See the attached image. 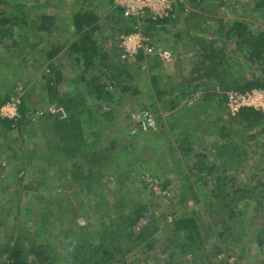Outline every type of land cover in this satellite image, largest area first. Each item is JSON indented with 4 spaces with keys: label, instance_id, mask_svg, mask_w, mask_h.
<instances>
[{
    "label": "rangeland",
    "instance_id": "374dc122",
    "mask_svg": "<svg viewBox=\"0 0 264 264\" xmlns=\"http://www.w3.org/2000/svg\"><path fill=\"white\" fill-rule=\"evenodd\" d=\"M254 2L207 0L201 3L191 0L175 10L177 19L163 24L157 21L146 24L153 26L147 33L144 31L151 42L171 52L168 61L154 58L158 64L155 65L153 61L148 62L151 58L143 55L142 60H138L140 53L129 57L123 52L119 36L129 28L131 30V22L108 0H0V13L22 18V22L13 27L11 37H1L9 24L0 23V98L18 97L20 103L25 102L33 124L44 116L35 115L38 109L54 104L49 101L45 88L46 78L55 80L48 65L52 59L60 75L55 86L59 92L79 87L89 94L87 86L78 82L82 67L73 63L75 55L69 51L74 38L72 14L81 4L97 13L98 28L93 36L109 57L104 61L106 65H94L83 74L86 79L98 78L109 92L103 102L91 101L92 95L87 98L92 104H99L102 114L92 128L91 124L83 125L85 138L94 142L93 153L101 148L104 156L95 169L97 176L91 181L90 188L85 182L87 177L84 178L89 167L84 157L73 159L80 166L78 172H83L78 182L69 174L73 169L69 161L46 162L45 147L41 146V137L34 133L33 126L20 130L16 126L17 120L10 130H6L0 124V264L6 256L5 243L22 230L37 231L36 239L50 244L59 253V261H65L82 244L97 242L100 237L109 241L113 234V219L136 204H143L146 210L133 233L137 234L139 225L149 224L152 219L157 229L146 241L131 246L123 241L120 246L114 241L111 248L125 250L116 251L115 261L111 264H264V246L259 248L255 240L264 218V204L257 208L255 203V198L264 203L261 189L247 191L250 197L245 194L248 198L234 205L235 210L242 212L239 218H243V223L236 230L230 228L227 231L224 230L230 226L227 216L211 208V203L221 205L225 200L219 197L213 202L209 200V191L215 186L217 174H210L213 177L200 174L202 177L197 178L195 172H191L197 154L204 155L208 164H218L219 148L227 144L221 136L230 128L238 129L243 125L239 112L232 115L226 99L224 102L219 95L249 89L236 90L227 87L228 83L219 84L211 79L204 83L201 78L196 79L200 82L197 86L192 76L175 78L178 72L185 75L183 70L201 68V48L194 39L199 33L185 34L179 27L182 31L187 21L196 20L205 30L222 31L231 21L242 20L251 30L263 29L264 16L254 9ZM42 15L54 17L43 24L50 28L49 31L36 30ZM208 36L215 37L210 32L204 35ZM12 38L15 45L11 44ZM221 41L219 39L217 44H222ZM52 46L60 49L48 58L46 52ZM238 56L239 62L234 61L238 66L235 70H240L238 73L247 79L260 75L257 64L246 66L243 58ZM162 68L167 72L174 69V74H168ZM118 74L116 80L110 79ZM153 75L157 76V90L164 91L162 95L151 86L150 76ZM123 85L128 89L121 92ZM142 109L154 116V129L144 131L135 125L130 114ZM235 142L239 143L238 139ZM24 150L35 153L30 159ZM237 152L241 153L238 154L239 163L227 166V173L222 177L230 176V179L219 187L218 194L236 188H252L264 178L261 137L246 143ZM147 178L157 181L155 188L146 181ZM181 184L184 188L191 185L190 189H184ZM183 191L187 195L184 200L180 197ZM117 203L124 213L114 208ZM183 212L198 217L202 240L198 241L201 249L195 252L170 249L171 242L176 240L173 218Z\"/></svg>",
    "mask_w": 264,
    "mask_h": 264
},
{
    "label": "trees",
    "instance_id": "16d2710c",
    "mask_svg": "<svg viewBox=\"0 0 264 264\" xmlns=\"http://www.w3.org/2000/svg\"><path fill=\"white\" fill-rule=\"evenodd\" d=\"M205 1L207 0H198V2L201 3ZM254 4V9L264 16V0H255ZM82 5L83 4L72 14L71 24L74 38L69 45V51L75 55L74 58H72L73 63L82 67V73L78 75V82L79 84L84 83V85L87 86L89 94L87 95V92L84 93L79 87L75 88L73 91L59 92L55 86L59 83L60 75L57 71V67L51 62L49 63L50 72L54 74L55 80H52L50 77L46 78L45 88L48 93L49 101H52L54 105L61 108L63 115L45 114L40 119L38 118L39 120L36 124H33L27 115V104L21 102L19 105L20 117L16 122V126L20 130L28 125L33 126L35 128L34 133L41 137V146L43 145L45 147L47 153L46 162L49 164H58L69 161L73 168L69 170V174L78 182L79 180L81 181L83 172H78L80 166L76 165L73 159L76 156L84 157L86 159L85 161L89 163V167L86 171L88 175L84 176V178L87 177L85 182H87L90 188L91 181L97 176L94 174V172H97L95 169L100 165L99 161L104 159V156L101 148H98L95 153L91 151L94 147V142L85 138L83 125L91 124L92 128L97 124L102 114L100 112L101 108L99 104L94 105L91 101H105L107 96H109V92L106 90V84L100 82L98 78L86 79L83 74L87 73V70L91 69L94 65H106L104 61L109 57L108 52L102 50L98 46L93 36L95 30L98 28L96 23L99 19L97 13L90 7H82ZM20 17L21 16L18 17L15 14H8L7 16L0 13V23L9 24V27L3 29L1 32V37H11L13 35V27L22 22V18ZM52 19H54L53 16H40V24L36 26V30L45 29L49 31L50 28L45 27L43 24L51 22ZM175 19H177V17L167 18L157 21V23H168ZM199 22L200 21L196 20L193 22L187 21L184 30H182V33L185 34L192 32H196V34L199 33V36L195 37V41L201 48L199 60L201 68L198 70L196 69L197 77L193 80L201 78L205 82H209V79L215 80L219 84L225 82L228 83L227 87L232 86L233 89L236 90L264 87V28L251 30L244 21L235 20L231 21L228 28L222 31H211L209 29L205 30L203 25L201 26ZM150 23L154 24L152 21L147 22V24ZM150 26L151 25H144L143 31L147 33L149 28L152 30L153 26ZM207 32H210L211 35L213 33L215 37H204ZM219 39H222L224 42L221 41L222 44H217ZM11 44L15 45L13 38ZM59 49L58 46H52V48L46 52V56L51 58ZM141 55L142 54L137 55L138 60H142ZM238 55L243 58L246 66L250 67L257 64L260 75L252 76L250 79H247L242 73H238L240 70H235L237 64L234 63L236 60L239 62L237 59V57H239ZM150 58L152 60L148 62L153 61L152 63L158 65L153 57H148L147 59ZM115 67L119 70L122 69L120 66ZM200 70H202L201 74L198 73ZM119 75L120 74L112 75L110 79L116 80ZM156 80V75L150 76L152 88H155V92H161L162 95L164 91L157 90ZM120 89L121 92H124L128 88L123 85ZM89 95H92L91 101L87 99ZM219 96H221V99L225 102V94ZM6 100H8L7 96L0 98V106ZM238 116L243 125L240 128L238 127V129L230 128L231 130L229 129L228 133L221 136L227 140V144L221 145L219 148V153H217L219 163L208 164L204 155L197 154L193 167L191 168V172H195L197 178H201V175H204V177H213L210 176V174H217L216 178H214L215 186L209 191V200L213 202L218 197L223 201L225 200V203L221 205L211 203V208L217 209L221 211V214L227 216L230 222L229 228H224V230L227 231L230 228L232 231L236 230L237 227H240V223H243V218H239L242 212L235 210L234 205L243 198H248L246 196L248 194L247 191L254 192L255 190L257 191V189H261V196L264 198V178L254 187H250L251 189L249 187L245 189L236 188L235 190L233 189V191H224L218 194L219 187L224 185L226 179H230V176L222 177L223 173H227V166L230 167L231 164L234 165L239 163L237 159L239 160V155L241 153L237 151H241L246 143L254 142L260 137L264 145V113L258 112L251 107H244L239 111ZM14 123L15 122L9 119L0 117V124L5 127L6 130H10ZM235 139H238L239 143L235 142ZM30 151L31 150H24L23 152L31 159L32 153L35 152H33V150ZM40 182H42V180H40ZM181 186L184 188L182 184ZM190 186L184 189H190ZM186 196L184 191L181 192L180 197L182 200H184ZM255 200L256 207L258 205L257 208H260L264 204L261 200H257V198H255ZM114 208L124 213L120 203L115 204ZM145 210L146 208L143 204L134 205L133 209L116 217V220L113 219V234L109 237V241L100 237L97 242L82 244L80 248H77L75 253L67 256L65 261H59V253L56 249H53L50 244L36 239L38 235L37 231L29 233L22 230L14 237L12 236L9 238V241L5 243L4 253L6 256L1 264H111L115 261V252H121L122 249L125 250V248H119V251L111 248L114 241H118L119 245L121 241H123L128 246H131L135 243L146 241L147 238L150 237V233L157 229V224H154V219H152L149 224L139 225L138 229H140V231L137 234L133 233L134 226L143 219V212ZM197 219L198 217H195V215L187 216L184 212L173 218L172 226L176 233V240L171 242L172 248L170 249L172 251L176 249L179 252L186 253L188 249L194 252L201 249L198 245V241L201 242L202 234ZM262 221V225L260 224L259 230L255 234L256 244L259 248H263L264 246V218ZM105 241L107 243H104ZM67 245L70 244L68 243ZM187 246H194V248H187ZM64 249L66 250L68 248Z\"/></svg>",
    "mask_w": 264,
    "mask_h": 264
},
{
    "label": "built area",
    "instance_id": "2783aa9c",
    "mask_svg": "<svg viewBox=\"0 0 264 264\" xmlns=\"http://www.w3.org/2000/svg\"><path fill=\"white\" fill-rule=\"evenodd\" d=\"M113 8L120 11L121 16L131 22V30L123 32L119 36V46L123 52L133 57L142 54L144 57H153L168 61L171 52L151 42L143 31V26L148 21H161L167 18H175L177 8L184 6L191 0H108ZM194 1V0H192ZM109 87H112L111 85ZM20 101L18 97L10 98L0 107V117L16 122L20 117ZM226 106L232 115L237 114L244 107L264 111V89L254 88L246 91H233L226 94ZM60 108L54 104L46 108H40L35 115L58 114ZM135 125L140 130L154 129L156 120L152 113L146 109L133 111L131 114ZM150 185L156 187L157 181L147 178Z\"/></svg>",
    "mask_w": 264,
    "mask_h": 264
},
{
    "label": "crops",
    "instance_id": "0c3cea01",
    "mask_svg": "<svg viewBox=\"0 0 264 264\" xmlns=\"http://www.w3.org/2000/svg\"><path fill=\"white\" fill-rule=\"evenodd\" d=\"M183 28H185V26L183 27ZM170 29H173V28H171L170 27ZM179 30H180V32H182L181 31V29H180V27H179ZM189 37H187V39H188ZM195 39V38H194ZM193 39V40H194ZM185 59V58H184ZM53 60V59H52ZM52 60H51V62H52ZM50 62V63H51ZM48 63H49V59H48ZM49 65V64H48ZM166 73H168V74H174V69L173 70H169V71H171V72H167L164 68H162ZM184 71V74L185 75H183V74H181V72H178L177 74H178V77L176 76L175 78L177 79V78H181V76H185L186 78H188L189 76H192V79H194V77H195V75H197V72L196 71H185V70H183ZM197 77V76H196ZM173 79V78H172ZM171 81V80H170ZM202 82H204L205 83V81L203 80ZM194 83H196V85L198 86L199 85V83L200 82H197L196 80L194 81ZM194 83L190 86V87H192L193 85H194ZM203 83V84H204ZM190 83H188V85H189ZM103 102V101H102ZM61 109V108H60ZM162 121V120H161ZM162 123V122H161ZM162 128H163V126H162ZM164 132V131H163ZM174 133L173 134H177V132H175V131H173ZM174 136H176V135H174ZM171 137V136H170ZM173 141L175 140V139H172ZM177 172V171H176ZM179 184V183H178Z\"/></svg>",
    "mask_w": 264,
    "mask_h": 264
},
{
    "label": "water",
    "instance_id": "95a60500",
    "mask_svg": "<svg viewBox=\"0 0 264 264\" xmlns=\"http://www.w3.org/2000/svg\"><path fill=\"white\" fill-rule=\"evenodd\" d=\"M58 115H59V116H62V115H63V112H62L61 109L59 110Z\"/></svg>",
    "mask_w": 264,
    "mask_h": 264
}]
</instances>
